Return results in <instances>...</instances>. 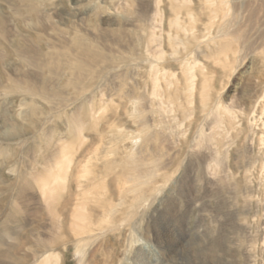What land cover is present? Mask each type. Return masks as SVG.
I'll return each mask as SVG.
<instances>
[{
  "label": "rangeland",
  "instance_id": "374dc122",
  "mask_svg": "<svg viewBox=\"0 0 264 264\" xmlns=\"http://www.w3.org/2000/svg\"><path fill=\"white\" fill-rule=\"evenodd\" d=\"M33 2L44 28L24 17L22 33L43 59L62 63L52 74L35 72L7 51L0 78L35 72L40 84L51 77L64 99L52 103L37 94L31 115L21 103L32 95L0 93L5 122L25 129L0 139V264H38L46 255L51 264H263L254 212L264 194V0ZM78 44L104 57L82 76L80 95L69 85ZM85 95L90 101H81ZM139 103L149 104L141 113L145 128L134 111ZM72 113L84 122L78 134L66 126ZM35 119L42 124L32 132ZM200 129L217 144L206 137L200 147ZM208 146H217V168ZM52 151L58 160L47 171L53 162L44 156ZM195 151L205 152L212 174L197 165ZM129 164L160 166L147 186L158 190L138 209L131 208L133 193H120ZM84 169L92 181L81 189ZM51 173L60 178L53 182ZM23 179V196L33 197L24 202ZM67 196V219L57 227L56 207ZM110 205L116 211L109 215ZM79 208L93 229L86 242L83 219L70 225ZM146 228L150 241L140 259ZM249 232L254 242L246 241Z\"/></svg>",
  "mask_w": 264,
  "mask_h": 264
},
{
  "label": "bare ground",
  "instance_id": "6f19581e",
  "mask_svg": "<svg viewBox=\"0 0 264 264\" xmlns=\"http://www.w3.org/2000/svg\"><path fill=\"white\" fill-rule=\"evenodd\" d=\"M19 1L21 4L18 2V4H16L14 6V4L11 3V6L7 7V6L3 5L1 3L2 1L0 0V64H4V55L7 53V51H9L11 53H14L20 59V61H21L20 63H22L24 65L26 64L27 66L32 67V71L36 72V71H42L43 69H46L48 74H52V72L54 73L55 67H59L60 63H62V62L59 60L57 62L56 61L52 62V61H49L47 59H43L42 58L43 57L42 51H40L36 45H34L32 42H30L28 39H26L25 34L22 33V30L19 26L20 21L23 20L24 17H30V18L36 19V21H38L40 23L41 27L44 28L43 27L44 26L43 25L44 15H43V12L40 10V8H41L40 4H34L33 0H19ZM4 7L6 8V11L4 10L5 9ZM9 9H10L11 14H13L12 16L8 15ZM173 23L178 24L176 19L174 20ZM35 36H36V34H35ZM36 37H38V36H36ZM76 52L77 53L75 56V58H76L75 70L72 73L71 78L69 79V82H70L69 85H72V87L77 89L78 95H80V94H82V92L85 89L84 86L78 85L82 76L84 75V73L86 71H91V70L93 71L95 65L98 62L102 61L104 59V57L102 55H100L98 52H95L89 46H86L84 44H82V46H81V44H78ZM64 65H65V63H64ZM70 67H73V66L70 65ZM35 72H31V73L17 72V73H12V75L14 77L9 76L6 79L0 78V93L2 92V94L4 93L7 96L8 94H10L12 92L13 93H15V92H27L30 95H32L30 102L21 103V105L24 104L26 106V109L30 110L31 115H35L37 112V108L35 107V99H34L37 94H39L41 96V98L47 99V101H50V102L52 101V103H53V101L61 102V100L64 99L60 96L61 91H59L55 87V85H51V81H52L51 77H46L44 80H41L40 84H38L35 81V76H36ZM127 95L129 96L130 94H127ZM102 96H103V94H102ZM85 100L90 101V96L85 95V99H81V101H85ZM103 106H104V103L102 104V107ZM145 107H146V109L149 108V104H147V106H145V105L139 103V105L135 106L134 111L141 114ZM225 110H226V112L229 113V117H232V110L229 109L228 107H226ZM30 114H27L26 117H24V119H27L30 116ZM0 115L2 118V120H1L2 122L0 123V139H2L4 136H7V138H9V137L19 136V135L24 133V131H25L24 128H19L16 126V124L5 122V121H8L7 120L8 117L6 116L5 108L2 107L1 105H0ZM140 116H141L139 119L140 125L143 126V128H145L148 125L147 124V122H148L147 121V115L141 114ZM51 118H52V116H48L47 120L50 121ZM148 118H149V116H148ZM213 122H214V125L218 128L222 122L221 115L216 116L214 118ZM32 123H33L32 132L35 131L36 129L38 130V128H40L41 124H42L41 121L38 122L36 119ZM83 125H84V122L80 119V117L77 115V113H72L67 119V125H66L67 128L74 131L77 134H78V132L80 133L82 131ZM46 128H48L47 130L49 132V135H47V143H48L50 141V137H51V130L49 127H46ZM46 134H47V132H46ZM206 137L211 138V135H207L204 132V129H200L198 131V133L196 134L195 138H198L199 140H201L200 145H199L200 147L203 143L207 142V141L204 142ZM211 139L213 142L212 144H217L216 138H211ZM48 144H50V143H48ZM207 151L209 152V157L211 156V160L218 163V164H215V167L219 166L222 163V159L218 156L219 152H218L217 146H214V147L211 146L210 148L208 146ZM54 152H56V151H54ZM54 152L53 151L50 152L51 155H49V156H44V159L47 162H53V163H51V165L49 167L46 168L47 171H51L55 166L54 162H57V160H58L56 158L57 154ZM199 152H201V151L196 152L197 156H198L196 159L197 163H198L197 165L200 166L203 170H209L211 164H209V163L204 164L203 163L205 161V152H201L200 155H199ZM60 153H61V151L59 152V154ZM55 158L57 159L56 161H55ZM153 165H155L156 167H154ZM159 167H157L156 164H151V166H149V164H129V168H128V171L126 174V179L124 182V184L127 186H126V188H124L122 190L120 189V193H123L122 197H125L128 192L133 193L132 200L130 203L132 209H138L139 207L144 206L145 202L149 200V197L152 195L153 191L158 190V188H147V186H149L150 183L154 182L153 178H154V176H156V173H157V170ZM210 173L212 174V171H210ZM88 174H89V170L84 169V172L82 173V178H83V180L81 182L82 185H80L81 189L84 188L86 183L88 184L92 181L91 177L89 178V176H87ZM59 175L60 174H56V173L52 174L51 173V176L53 177L52 181L54 182L55 180H58L60 178ZM214 177H215V175H214ZM62 180H63V178H62ZM155 180H157V179H155ZM22 184H20V186H19V189H20L19 195H21V199H23V202L27 199L31 200L33 197L28 195L29 193L27 194L28 195L27 197L25 196L26 194L23 196V194L25 193L26 185H27V182L24 179L22 181ZM128 184H130V185H128ZM259 185L263 186L262 189L264 190V182L259 184ZM43 186L45 187V186H47V184L44 183ZM50 191L52 192L53 196L56 194V188L55 187H52V190H50ZM111 193H113L112 189H111ZM249 194L246 195V198L248 200L250 199ZM22 196H23V198H22ZM70 197L71 196H67L65 202L63 204H61L59 207H56V209H58L56 211L59 214L56 217L57 227L61 226L62 223L64 222V220L67 219V217H66L67 212L66 211L68 210V205L70 204ZM122 197H121V199L124 200V198H122ZM258 200H259L258 201L259 207L257 208L256 212H254L255 216L259 215V220H258L259 225H258L256 236H258V239L261 241L259 254L261 255L262 262L264 264V194ZM56 201H58V200H56ZM107 201H105V202H107ZM21 202H22V200H21ZM56 203H58V202H56ZM58 205H59V203H58ZM80 210L82 212H80ZM80 210H76L74 213H71L70 225H73L77 219L78 220L83 219V223H84V220L86 219L84 214L87 212L83 213V209H80ZM114 211H116L115 206L110 205L109 210L107 211L108 214L110 215ZM92 230L93 229L87 228V225L84 223L83 234H86V233L87 234L84 238L85 240H83V241L86 242L87 240H89L92 237V233H90ZM248 235L250 238L249 237L246 238V241L247 242H249V241L254 242L255 241L254 234L249 232ZM48 241L49 240H47V241L41 240V242H43V243H46ZM148 241H150V230L148 228H146L145 229V238H141L139 240V243L141 244V250H140L139 254L137 255V257H139V258L142 257V259H143V257L144 258L146 257L145 248L146 249L148 248ZM45 246H47V245H45ZM248 246H249V249L247 250V253L245 254L247 259L252 255V252H253L252 250H254L251 248V247H253V244H248ZM44 248L46 249L47 247H44ZM156 253H157V251H156ZM34 254H36V252ZM51 258L46 255L45 257H43V259L41 261L38 262V264H51V262H52V261H50Z\"/></svg>",
  "mask_w": 264,
  "mask_h": 264
}]
</instances>
